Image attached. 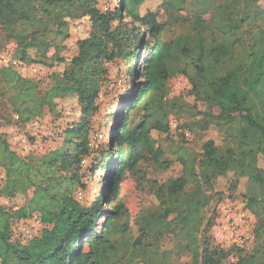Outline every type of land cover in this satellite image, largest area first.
<instances>
[{"label": "trees", "instance_id": "1", "mask_svg": "<svg viewBox=\"0 0 264 264\" xmlns=\"http://www.w3.org/2000/svg\"><path fill=\"white\" fill-rule=\"evenodd\" d=\"M159 1L162 7H173L169 0ZM211 1H199L202 9L195 13L191 33L167 43L161 37L165 25L157 20L159 11L142 13L146 0H121L119 9L111 15L92 7L94 0H0L3 25L24 21L35 26L39 34L51 24L61 27L65 19L79 20L88 14L93 28L91 37L80 43L79 54L71 60L69 69L55 75L46 92L39 90L38 82L22 78L12 69L2 71L13 93L9 99L12 116L18 115L20 124L40 118L46 108L54 110L58 100L71 96L77 97L82 115L79 125L68 129L63 140L65 144H74L73 157L59 148L39 157L20 158L0 137L7 162L6 191L13 197L17 196L21 176L31 179L44 170L53 172L57 165L63 170L80 167L89 154L90 126L98 112L97 102L107 76L103 63L114 60L118 56L116 51L124 52L128 45L122 43V34L112 29V22L126 16L133 23L148 26L154 38L141 75L144 81L122 111L114 152L104 154L103 163L109 161L114 165L106 180L107 189L89 206L73 196H53L43 201L37 192L29 206L31 213L35 210L41 214L45 228L41 237L26 245L11 242L10 222L32 214L24 207L13 216L0 209L2 264H140V257L144 264H152L151 250L169 235L180 241L181 251L190 254V264H222L227 253L210 249L206 237H200L208 204L200 181L213 183L220 178L228 181L232 193L247 201V208L259 220L254 229L256 248L234 264H264V9L259 0H223L214 14L205 18ZM131 34L134 46L138 45L142 41L140 30L136 28ZM108 41L113 42L112 51ZM40 46L48 45L41 41ZM28 47L24 46L20 56L25 62H29ZM139 50L134 47L132 57ZM176 73L188 78L191 89L169 99L166 84ZM140 107L144 115L135 124L131 113ZM213 107L219 110L218 114L207 112ZM175 111L188 112L195 118L186 123L190 130L205 131L211 125L219 126L220 131L229 133L225 145L219 148L214 141L205 143L199 173L194 163L181 158L183 175L155 190L157 207L137 220L140 235L134 243L124 238L127 226L116 224L128 213L122 204L112 209L100 231H96L103 205L106 200L116 201L126 173L136 174L145 162L169 168L170 162L162 160L163 151L156 135L169 133L170 115ZM70 183L81 187L77 176ZM190 185L192 189L187 192ZM37 190L49 196L46 187ZM56 201L58 208L53 206ZM117 234L122 237L117 239Z\"/></svg>", "mask_w": 264, "mask_h": 264}, {"label": "rangeland", "instance_id": "2", "mask_svg": "<svg viewBox=\"0 0 264 264\" xmlns=\"http://www.w3.org/2000/svg\"><path fill=\"white\" fill-rule=\"evenodd\" d=\"M169 1L173 7H162L159 0H146L142 9L143 14L146 11H159L157 20L160 24L165 25L161 37L167 43L180 35L191 33L194 27L195 13L202 9V6L198 4L202 0ZM222 3L223 0H212L205 18L213 15L216 8ZM120 5L121 0H94L92 3V7L110 15L119 9ZM259 5L264 9V0H259ZM38 17H41L40 12ZM111 26L113 30L122 34L120 35V38H123L122 43H128V45L126 51L121 52V49L116 51L118 56L114 60H105L103 63V69L107 76L102 83L97 102L98 112L93 117L90 126L89 154L83 158L80 167L73 166L68 170H63L60 165H57L53 172L44 170L43 173H37V176H33L31 179L27 175L21 176L16 188L17 196L8 195L6 184L4 189L5 204L3 203L4 206L0 208L1 211L13 216L21 207H24L31 213L29 202L37 192L40 193V198L43 201L46 198H53V196H73L89 206L94 202L95 197L107 189L106 180L112 175L114 165L109 161L103 163L104 154L114 152L115 132L118 123H120L122 111L126 107V103L135 97L141 81H144L141 80V75L144 73L146 60L154 46V38L148 26L133 23L126 16H123L122 19H115ZM136 28L140 30L142 41L134 46L131 32ZM92 29L91 17L88 14L79 20L65 19V24L61 27L51 24L48 30L39 34H36L35 26L24 21H16L7 25L0 23V56L10 54L15 59H20L24 46L29 45L27 53L29 62L26 63L42 69L37 78L30 80L38 82L39 90L46 92L52 87L54 76L61 75L69 69L71 60L79 54L80 43L91 37ZM41 41H44L48 46H40ZM112 43L108 44L109 51L115 49ZM134 47H138L140 50L138 55L132 57L131 53ZM2 71L3 68L0 64V137L8 143L12 151L10 135L14 128L12 122L14 111L9 99L13 93L9 91ZM166 87L169 99L186 94L191 89L188 78L179 73L169 79ZM207 112L218 114L219 110L213 107L207 109ZM143 115L142 107L136 109L131 113L132 121L135 124L139 123L142 121ZM194 119L191 114L184 111H175L170 115L169 133L156 135L158 147L163 151L162 160L170 162L169 168L164 169L152 162H145L139 166L136 174L126 173L120 183L116 201L109 203L106 200L103 205V212L96 231H100L106 216L112 209L116 205L122 204L128 213L116 221V224L127 226L128 232L124 238L126 237L131 243H134L140 235L137 220L141 215L157 207L155 190L183 175L181 158L194 163L199 173L205 143L214 141L216 147L219 148L225 145L229 133L220 131L217 125H211L205 131L196 128L190 130L186 123ZM35 120L39 121L38 126L25 130L31 143L36 144L38 138L42 149H36L34 146L29 156L39 157L59 148L64 149L71 157L74 156V144H65L63 140L66 138L65 132L69 131L68 129H73L82 121L77 97L71 96L58 100L54 110L46 108L43 115ZM2 149L0 146V166L5 169L7 162ZM74 176L79 177L81 187L70 183ZM227 182L224 178L213 183L200 181V190L208 198L200 237H206L210 249L223 250L227 253V258L222 264H234L240 257L250 255L256 248L258 241L254 229L259 220L247 208V201L241 195L231 192ZM38 187H46L49 196L46 192L38 191ZM191 187V185L188 186L186 191H190ZM35 204L33 207L36 206ZM53 206L58 208V202H54ZM31 214V216L37 215L40 219L42 218L41 214L35 210ZM43 225L45 228L44 222ZM43 229L40 230L39 237L42 236ZM10 235L11 242L15 245L19 244L15 240V236ZM121 237V234L116 236L117 239ZM179 243L180 241L171 235L161 239L158 246L151 250L152 264H190L192 261L190 254L181 251ZM130 251L133 252L134 249L131 248ZM138 259L140 264H144L141 257ZM0 261L2 264V260Z\"/></svg>", "mask_w": 264, "mask_h": 264}, {"label": "built area", "instance_id": "3", "mask_svg": "<svg viewBox=\"0 0 264 264\" xmlns=\"http://www.w3.org/2000/svg\"><path fill=\"white\" fill-rule=\"evenodd\" d=\"M0 64L3 69H12L16 71L22 78L32 79L37 78L42 69L38 66L28 64L21 59H15L10 54L0 56ZM32 65V66H31ZM13 129L10 137V144L12 151L20 158L28 157L35 146L36 149H42L40 142L36 144L31 143L30 138L26 134V130L30 127H36L39 124L38 120L32 121L26 125L20 124V118L18 115L12 116ZM10 134V133H8ZM6 170L0 166V208L4 206V189L7 184ZM4 203V204H3ZM44 228L43 222L39 216H30L26 219L13 218L11 221V234L15 236V240L19 244L26 245L30 241L39 238L40 230ZM1 264V261H0Z\"/></svg>", "mask_w": 264, "mask_h": 264}]
</instances>
